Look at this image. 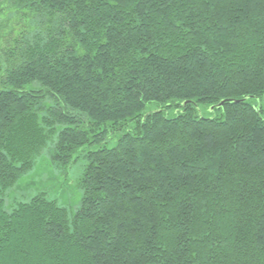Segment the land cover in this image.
<instances>
[{
	"label": "trees",
	"instance_id": "1",
	"mask_svg": "<svg viewBox=\"0 0 264 264\" xmlns=\"http://www.w3.org/2000/svg\"><path fill=\"white\" fill-rule=\"evenodd\" d=\"M257 101L264 0H0V264H264ZM42 155L80 208L7 211Z\"/></svg>",
	"mask_w": 264,
	"mask_h": 264
},
{
	"label": "rangeland",
	"instance_id": "2",
	"mask_svg": "<svg viewBox=\"0 0 264 264\" xmlns=\"http://www.w3.org/2000/svg\"><path fill=\"white\" fill-rule=\"evenodd\" d=\"M151 107L148 106V109ZM257 107L262 108L264 118V101H257ZM210 111L201 108L199 114L206 117ZM105 142L107 147L114 146L116 136H108ZM48 158V155H42L34 168L23 175L16 186L8 192L5 200L7 211H10L16 203L26 201L39 193H43L47 199L55 201L60 207L67 209L69 213L80 208L83 192L78 186V182L86 161L77 158L67 169L62 170L52 165Z\"/></svg>",
	"mask_w": 264,
	"mask_h": 264
},
{
	"label": "water",
	"instance_id": "3",
	"mask_svg": "<svg viewBox=\"0 0 264 264\" xmlns=\"http://www.w3.org/2000/svg\"><path fill=\"white\" fill-rule=\"evenodd\" d=\"M230 101V100H229ZM225 101L220 102L216 107H221ZM233 102H240V101H233ZM185 105V104H183ZM210 110H213V107L210 108Z\"/></svg>",
	"mask_w": 264,
	"mask_h": 264
}]
</instances>
